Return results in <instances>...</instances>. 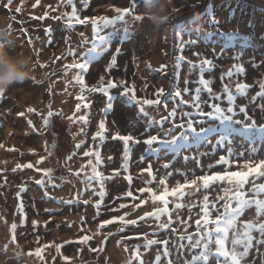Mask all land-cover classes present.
Masks as SVG:
<instances>
[{
	"label": "rangeland",
	"instance_id": "374dc122",
	"mask_svg": "<svg viewBox=\"0 0 264 264\" xmlns=\"http://www.w3.org/2000/svg\"><path fill=\"white\" fill-rule=\"evenodd\" d=\"M25 1L32 4L35 0H13L10 9H5L3 6L7 0L0 2V63L14 62L20 68L30 70L32 77L22 84L11 85L6 91H3V96L0 97V150H3L0 152V156L8 162L0 167V264H82L90 259L94 260L91 264H141V261H132L130 256L122 260L121 263L114 262L111 259L115 258L114 251L109 249L113 245V239L117 242L118 247L121 242L122 245L128 247L130 252L137 247L144 264H149L150 261H154L158 246L153 245L145 249L146 240L140 234L153 230L149 227L154 224L151 218L147 221H138L137 225L127 227H123L119 221H113L103 227L98 226L103 220L123 215L132 209L136 214L128 219H136L145 211H152L153 204L150 194L140 193L138 189L152 187L159 194L162 191L159 178L166 172L180 169L191 177L192 173L202 175L206 171H222L223 166H215L210 170L207 166L214 164L215 159L223 153L217 151L214 155L202 157V164L205 167L201 169L195 161L183 159L184 155L191 153L174 156L171 153L166 154L164 151H160L158 157L147 153L145 154L146 159L140 162L139 158L144 153L145 146L130 144L133 150L129 157L128 171L125 172L121 169V165L124 163L123 142L112 137L117 133L121 135L131 133L142 140L144 137L139 136V133L143 132L146 118L138 112V107L135 104L129 103L127 97L119 95L116 90H112L113 101L112 107L109 109L107 108V97L102 92L92 91V89L100 87L101 77H104V82L108 79L124 80L129 86L135 85L139 96L155 98L154 93L158 87H163L166 91L174 90V85L180 88L184 87L186 77L196 80L198 71H193L190 74L186 62L181 64L179 70L175 66V57L180 54L177 47V24H188L193 31L191 39L194 40L197 39L196 26L201 30L200 39L195 45L187 46L183 55L195 60L197 58L193 57L191 52H196L198 49L197 51L201 52L202 56L213 60L215 68L211 70L210 74L213 78L214 91H220L221 72H226L233 64L244 62L248 66H253L260 73V77L264 78V49L258 46V48H254L250 45L256 43L254 41L263 45L261 40L264 38L261 39L259 35H264V0H75L81 18L93 15L111 17L115 15L114 7L134 9L133 14L126 16L122 21L111 25L101 23L99 34L107 37V40L96 39L93 36L90 23L77 24L67 28L63 20H53L52 16L71 12V6L61 3V0H41L36 8L25 5ZM232 1L244 6V16L237 17L240 22L246 17L256 21L253 32L246 29V32L251 33L253 38L245 37L247 44L242 61L232 59L239 47L229 45L227 50L222 55L220 54L225 37L220 38L219 45L215 43L216 41H211L204 47L202 45L203 35L210 32L206 28V24L210 26L206 20L215 15L221 5L228 2L233 3ZM85 2H87L86 8L84 7ZM204 4L206 10L203 8ZM173 6L177 7L176 9L179 11L174 12ZM17 7L22 9L21 12L15 11ZM45 11L49 12V16L43 20L35 18L42 16ZM186 13H189L190 18ZM133 15H141L143 19L134 20ZM165 17L168 19L165 20ZM192 17L194 21H190ZM217 21L220 22L219 19ZM49 26L53 30L50 44L45 31ZM22 29L26 32L22 33ZM220 31L232 30L230 26L223 25ZM240 31L245 32L243 29ZM81 32L85 33L84 42H81L82 38L79 35ZM29 38H31V43L28 42ZM184 39H189L187 33L184 34ZM68 40L71 41V46L76 48L75 57L64 52V47H69L66 42ZM117 48L120 49L117 62L109 68L111 57L116 54ZM213 50L215 51L213 52ZM249 55L252 58L254 55L256 57L249 61ZM57 56L62 58L55 60ZM67 58L68 60L64 61ZM73 59L81 63L88 62V69L84 73L85 85L83 88L70 75V72L72 74V71L76 69H68L66 72L64 70L63 65L71 63ZM162 64L168 65L167 74L158 71ZM246 73L247 69L238 77L234 75L230 82L225 80L233 87L238 81L253 85L247 96L237 94L238 104L246 103L252 95L260 91L259 82L264 80L258 78L259 81L255 79L254 75ZM207 76L208 72H206V78ZM145 83L149 85L147 89L144 88ZM50 85L52 94L48 91ZM189 87H195V85L190 84ZM25 93H28L29 96L24 97L22 94ZM78 95H83L85 100L78 101ZM50 101L51 110L62 111L65 115L51 118V124L45 127L43 117L49 110ZM262 102L264 101L259 99L256 101L257 104ZM76 103H87L89 107H82L77 112L75 110ZM29 107L35 111L28 112ZM145 107L149 114L155 115L157 119L163 112V109L157 110L154 106ZM18 112H24L25 116L19 117ZM73 113H75L74 122L67 119ZM250 114H254L258 123H264V118L258 109H253L250 106ZM79 116H87L88 121H80ZM29 118L35 129L39 130L38 132L28 124ZM100 118H105L107 121L106 139L102 144L99 139L96 141L92 139L98 130L97 123ZM81 128L85 129L84 134L80 133ZM80 141L84 142L82 147L75 149L74 145ZM240 143L241 141L237 138V152L242 150L239 147ZM257 146L259 147V145ZM244 147L247 148L248 145L245 143ZM89 148L100 150L102 158L99 165L100 172L105 177L112 176V179H106L104 182L106 194L103 198L99 195L93 197L90 188L86 194L81 195L80 203H64L63 201L71 199L79 190L77 182L89 176L90 170L87 166H84L81 176L75 175V171L80 165L87 162L83 152ZM192 151L195 152L196 149ZM199 151L210 153L212 149L205 145ZM73 152L75 153L74 158L68 160L66 163L68 165H65L64 158L66 159ZM41 156H44L45 160L38 166L54 169L53 181L57 185L56 187L47 182L45 185H37L35 180L40 179L42 173H39L40 176L36 175L34 168H17L18 164L25 165L29 162L35 164ZM260 157H264V149H261L256 159L258 160ZM149 161H152L156 179L151 183H144L150 178L147 173L142 174L141 169L146 167ZM168 161L173 162L172 166L164 169L162 165ZM238 163L242 166L243 159ZM67 167L73 169L72 174L66 172ZM14 169L16 170L13 171ZM117 169H120L119 175L114 176L113 173ZM230 170L244 171L247 169L237 168L234 164ZM62 173H64L63 176ZM129 174L133 176L131 185L124 179V176ZM45 179L47 181V178ZM71 181H75V183H71ZM176 181L182 182L183 177L174 174L167 180L166 185L172 188ZM257 182L264 181L258 180ZM198 183V187L189 185L183 189V201L180 194L168 196L173 220H176L177 216L185 220L190 218L193 227L189 231L195 230L194 222L200 218L198 214L205 202L209 205L212 218L218 214L217 210L223 211L222 205L225 202L231 203L233 206L235 203L230 199L233 196L234 186L228 185L226 181H210L207 190L204 189L203 182ZM21 186H24L23 189ZM246 187H250V185ZM224 188H228L227 193L222 190ZM129 190L133 192L135 199L123 196V193ZM17 193L20 195L18 196ZM205 197H207V201H205ZM220 197H225V199L221 200ZM59 198H63V201ZM258 198H264V193H261ZM85 199H91L92 202H95L96 199L103 200L99 215H97L95 207L83 204L82 201ZM140 199H144L146 203L140 205L139 208H134L133 205L139 204ZM176 203L182 205L178 211H174L173 205ZM21 204L23 205L22 210L19 208ZM121 204L126 207L121 209ZM213 205L215 208L212 207ZM46 209L53 211L47 212ZM254 214L255 206H249L244 215L239 217V221L255 219ZM71 217L73 218L70 219ZM81 217L84 218L83 222ZM33 221L37 222V226L34 227ZM6 225L11 231L10 234L5 231ZM88 226L99 228L100 240H97L94 233L93 235L88 232ZM173 227L179 228L180 225L174 224ZM82 229H85L88 234L81 231ZM85 235L91 239L81 243V237ZM166 236L175 238L174 234L167 231L163 232L159 238L163 239ZM151 238L148 236V239ZM52 242L58 245L59 251L64 255L63 259L46 257L40 260L35 258V250ZM169 248L172 249L171 244ZM103 251H109L108 259L104 257ZM172 251L173 258L176 259L175 250L172 249ZM261 252L264 253V248H261ZM252 256L256 257L255 264L261 263V258L254 251ZM251 258L249 257V259ZM228 264H231L230 258Z\"/></svg>",
	"mask_w": 264,
	"mask_h": 264
},
{
	"label": "snow or ice",
	"instance_id": "6c2138e0",
	"mask_svg": "<svg viewBox=\"0 0 264 264\" xmlns=\"http://www.w3.org/2000/svg\"><path fill=\"white\" fill-rule=\"evenodd\" d=\"M2 2V0H0ZM13 0H7L3 6L5 9H10ZM41 0H35V4L39 5ZM61 3L71 6L70 13H62L59 16H52L53 20L65 22L67 28L73 27V25H86L91 24L93 36L98 40H107V37L99 34L101 29V23L103 25H111L117 21H122L126 16L133 14L134 9L131 7H114V16L107 15H93L84 16L81 18L79 10L77 9L75 0H61ZM50 7V6H49ZM84 7H87L85 2ZM21 8L17 7L15 11L21 12ZM55 11V9H53ZM176 9L174 12H178ZM234 14V13H233ZM49 16V12L45 11L42 16L35 17L36 19L43 20ZM134 20H142L141 15H133ZM165 20L168 17L164 18ZM212 27V31L203 35L205 41L211 37L219 34L225 37V43L221 45V55L227 50L229 45H232L234 41H241L239 50L232 57L234 60L242 61L243 52L247 39L242 37L236 32H222L216 25L218 21L214 15L206 20ZM48 35V43L52 42V27L49 26L46 30ZM200 29L196 30L197 39H191L193 34L192 29L188 24L176 25L177 47L179 49V55L175 57L176 68L179 70L181 64L186 62L188 65L189 73L198 71V78L191 80L185 78L184 87L173 86L174 90L169 89L166 91L163 87H158L155 90V98L141 97L137 94L135 85L129 86L124 80L108 79L104 82V77H101V86L93 88L92 91L102 92L107 97V108L112 107V90H116L121 96L127 97L129 103H133L138 107V112L143 114L146 118V125L143 132L139 133V136L144 137L142 140L138 136H133L131 133L121 135L117 133L112 138L123 142V160L121 169L125 172L129 168V157L132 152L130 144L145 146L144 153L140 155V162L146 159L147 153H151L158 157L160 151H164L166 154L171 153L174 156H178L181 153H191L190 155H184L185 161L193 160L196 165L203 169L205 166L202 164V157L206 155H214L217 151H221L223 154L219 155L215 159L214 164H209L207 168L210 170L215 166H223L222 171H206L202 175L188 174L180 169H175L173 172H166L165 175L159 178V185L164 186L163 190L157 194L152 187H141L138 189L140 193L150 194V198L153 204L152 211H145L143 215L138 216L136 219H128L129 213H124L120 216H114L111 219L103 220L99 227L108 225L113 221L121 222L123 227L129 225H137L138 221H147L151 218L154 224L149 225L153 230L151 232H144L140 235L146 240L144 245L145 249L150 248L153 245H157V251L154 261H150L149 264H228L230 258L231 264H255V256H252L253 251L257 256L261 258V264H264V253L261 252V248H264V198H258L261 193H264V182L258 183V180L264 181V157L256 159L261 149H264V123H258L254 114H250V106L253 109H258L264 118V102L257 104L259 99L264 101V80L259 82L260 91H257L255 95H252L246 103H237L238 95L247 96L248 91L253 87L248 83L236 82L234 87L231 83L232 77L239 76L244 73L243 63L233 64L226 72H221L220 91H214L213 78L211 77V70L215 68V64L212 59H208L206 56H202L199 51L193 52L192 56L197 59H189L183 55L184 50L189 45H195L200 39ZM26 30L22 29V33ZM189 35V39H184V34ZM81 42L85 40V33L81 32ZM31 43V38L28 40ZM69 45L68 55L75 57L76 48L71 46V41H66ZM215 50H213L214 52ZM120 49H116V54L111 57L109 68L115 65L117 62V55ZM62 57L57 56L55 60H60ZM54 62V61H53ZM43 67V65H41ZM65 72L68 69H76L77 75L75 80L81 85V88L85 85L84 73L88 69V62H79L73 59L71 63L63 65ZM168 65L162 64L158 71L167 74ZM206 72L208 76L206 78ZM178 77V72H177ZM225 80L229 82H225ZM190 84L195 87H189ZM148 84H144V88H148ZM122 89V91H121ZM49 93L52 94V86H49ZM67 89L65 88V92ZM3 96V91H0V97ZM206 96V98H205ZM187 97V98H185ZM77 100L83 102L85 97L78 95ZM145 106H154L157 110L163 109V112L159 114V119L155 115H150ZM88 108L87 103H76L75 110L78 112L81 108ZM28 112H34L35 109L29 108ZM19 117L25 116L24 112H18ZM65 114L62 111L51 110V101L49 102V110L43 117V124L45 127L51 124V118L55 116L63 117ZM242 117V118H238ZM69 121L75 120V113L72 116H68ZM79 120L83 122L88 121L87 116H79ZM28 124L35 129L32 121L29 120ZM167 125V127H165ZM106 127L105 121L101 119L98 124V130L94 133L92 139L96 141L99 139L102 144L106 139L105 136ZM80 133L84 134L85 129L81 128ZM213 138H215L213 140ZM239 138L241 143L239 147L241 151H236V140ZM83 141L74 145L75 149H80L83 145ZM248 147L245 148L244 144ZM205 145L210 146L212 151L201 152L199 149ZM259 145V147L257 146ZM196 149L195 152L192 150ZM49 155H51L49 153ZM75 153H71L66 159L72 160ZM84 157H95V163L92 159L88 160V166L91 167L93 175L87 176L81 182L84 184V188L77 190L75 195L67 200L63 201V198H59L64 203L73 204L80 203V197L82 194H86L91 188L93 197L97 195L96 189L93 184L99 183L100 190L98 192L99 197L103 198L106 194L104 182L106 179H112V176L105 177V175L97 170V166L101 163V154L98 149H87L83 152ZM111 159V157H109ZM243 159V165L241 166L238 161ZM45 160L44 156H41L35 164L29 162L25 165H17V168H34L36 172L42 173L41 178L35 180L37 185L52 184L56 187L53 181L52 168H41L38 165ZM172 161L165 162L162 167L168 169L172 166ZM236 165L237 168H246V171L236 170L232 171L231 166ZM14 169L13 171H15ZM120 169H117L113 175H119ZM68 174L73 173L71 167L66 168ZM84 172V165L75 171L76 176H81ZM141 173H147L149 176L148 181L144 183H151L156 179L154 176V169L152 161H149L147 166L141 169ZM174 174H179L183 177V181H176L175 186L169 188L166 186L167 180ZM64 173H62V176ZM47 178V181L46 179ZM124 179L129 182L133 181L132 175L124 176ZM210 181H226L228 185H233V196L230 197L234 200V206L231 203L225 202L222 207L223 211L217 210L214 218L209 209L207 202L204 203L201 208V212L198 214L200 218H197L194 222V231H189L193 227L188 220L177 216L176 220H173V213L169 208L168 196H176L178 193L182 196L183 189L186 186H199L198 182H203L205 190L209 187ZM250 185V187H246ZM22 189L24 186H21ZM225 193L228 192V188L222 189ZM19 196L20 194L17 193ZM124 197H133L131 190L123 193ZM51 199H58L56 197H50ZM119 198V197H118ZM135 199V197H133ZM224 200L225 197H220ZM207 201V197H205ZM84 205L91 203V199H85L82 201ZM159 202V203H157ZM102 199H96L94 207L99 215V209L103 205ZM144 199H140L139 204L133 205L134 208H139L140 205L145 204ZM255 206V219H248L239 221L238 217L241 216L249 206ZM23 205H19L22 210ZM126 205L121 204L120 208H125ZM182 207L181 204L176 203L175 209L179 210ZM215 208V205L212 206ZM47 212L53 211L52 209H46ZM84 218L81 217L83 222ZM174 224H179L180 227H173ZM34 227L37 226V222L33 221ZM214 225V227H212ZM170 232L175 235L166 236L160 239L159 236L163 232ZM151 236V239H148ZM91 237L85 235L81 237L80 242L84 243L89 241ZM186 241V242H185ZM172 245V249L175 250L176 259L173 258V251L169 248ZM249 257H252L249 259ZM137 258L140 259L137 254ZM141 264L144 261L141 259Z\"/></svg>",
	"mask_w": 264,
	"mask_h": 264
},
{
	"label": "bare ground",
	"instance_id": "6f19581e",
	"mask_svg": "<svg viewBox=\"0 0 264 264\" xmlns=\"http://www.w3.org/2000/svg\"><path fill=\"white\" fill-rule=\"evenodd\" d=\"M233 3H225V4H223V5H221L220 7H219V9H218V11L215 13V15H214V17H215V19L217 20V19H219L220 20V22H219V24H218V26L221 28V27H223V25H225L226 27H231V30L232 31H228V32H236V33H238V34H240L242 37H251V38H253L252 37V34L251 33H247L246 32V29H249L251 32H253V29H254V24L256 23V21L253 19H251V18H245V20H243V21H239L238 19H237V17L239 18V17H242V16H244V6L243 5H241L240 3H235L234 1H232ZM25 3V5H27V6H29V7H33V5L35 4V1L32 3V4H29L28 2H24ZM165 4V3H164ZM37 7V5L35 6V7H33V8H36ZM177 7H175V6H173V9L175 10ZM203 8L206 10V5L204 4L203 5ZM72 10V9H71ZM70 10V11H71ZM234 13V14H233ZM189 13H186V15H187V17L188 18H190V15H188ZM187 18V19H188ZM196 20V19H195ZM190 21H194V19H193V17L191 18V20ZM189 21V22H190ZM204 22V21H203ZM244 24V25H243ZM241 25V26H240ZM247 26H249V27H247ZM217 27V26H216ZM218 27V28H219ZM162 28H164V27H162ZM206 28L209 30V31H212L213 29H212V27L211 26H208L207 24H206ZM220 28H219V30H220ZM196 30L198 29V26H196V28H195ZM240 29H243V30H245V32H241L240 31ZM222 36H220L219 34H217V35H215V36H213V37H211L209 40H207V41H205L204 40V42H203V47L207 44V43H211V41H216L215 43L217 44V45H219L220 43V38H221ZM259 37L262 39V38H264V35H259ZM258 40V39H257ZM239 42H241V41H239ZM238 41H235V44H236V48H238L239 47V45H240V43H239ZM254 42H256V43H254V44H250V45H252L254 48H258V47H262L263 49H264V40H261V43L263 44V45H260L259 43H258V41H254ZM239 44V45H238ZM208 45V44H207ZM258 46V47H257ZM198 50V49H197ZM196 50V51H197ZM64 52L65 53H68V48H66V47H64ZM191 53H193V52H191ZM256 56L254 55L253 56V58H255ZM252 56L251 55H249V58H248V60L249 61H251L252 59ZM68 60V58L66 59V60H64V61H67ZM70 62V61H69ZM243 65H244V69H247V73L246 74H248V75H254L255 76V79H257V80H259L258 78H263V77H260V73L258 72V70H255L256 68H254L253 66H248L247 64H245L244 62H243ZM70 75H72L73 77H74V79H75V76L77 75V70H73L72 71V74H71V72H70ZM72 76H71V78H72ZM245 77V76H244ZM264 79V78H263ZM260 81V80H259ZM65 82V81H64ZM24 97H28L29 95H28V93H25V94H22ZM30 108V107H29ZM101 119H103L104 121H105V127L107 126V121H106V119L105 118H100L99 119V121L101 120ZM29 120H30V118H29ZM99 121H98V123H97V125L99 124ZM89 149H92V148H89ZM95 149V148H94ZM99 150V149H98ZM1 151H3L2 149L0 150V152ZM100 151V150H99ZM89 159H92L93 160V163H95V157L93 156V157H87L86 158V161L88 162V160ZM37 161V160H36ZM64 164L65 165H68V164H66V163H68V160L67 159H65L64 158ZM84 163V166H87V167H89L88 166V163ZM5 164H8V162H7V160H5V159H3V157L2 156H0V167L2 166V165H5ZM89 176L90 175H93V173H92V171H91V167H89ZM97 170L98 171H100V166L98 165L97 166ZM244 171H246V170H244ZM36 175H38V176H40V174L38 173V172H34ZM82 180H80L79 182H77L78 183V186H79V190L80 189H83L84 188V184L81 182ZM71 183H75V181H71ZM77 186V187H78ZM167 186V185H166ZM95 189H96V191H97V195H98V192H99V190H100V186H99V183L97 182V183H95L94 184V186H93ZM104 187H105V185H104ZM163 187L164 186H162V190H163ZM168 187V186H167ZM169 188V187H168ZM91 190V189H90ZM92 191V190H91ZM169 191H171V188H169ZM96 195V196H97ZM177 195H179V193L177 194ZM168 198V200L170 199L169 197H167ZM181 200L183 201V195H182V198H181ZM90 205H92L93 207H94V204H95V202H92L91 201V203H89ZM169 204H170V202H169ZM174 206V211H178L177 209H175V205H173ZM53 207V206H52ZM94 211L96 212V210L94 209ZM127 213H129L130 215L127 217V218H130L131 216H133L134 214H136L134 211H133V209L132 210H130L129 212H127ZM73 217H71L70 219H72ZM72 223H74V222H72ZM121 223V222H120ZM99 227V226H98ZM97 226H88V232H90L91 234H95V236H97V240H100V235H101V233H100V231H99V228H98ZM5 231L7 232V233H11V231L8 229V225H6V227H5ZM81 231H83V232H85V233H87L86 231H85V229H82ZM88 234V233H87ZM93 234V235H94ZM140 248V247H139ZM110 249V251H114V255H115V258H111V259H113V261L114 262H118V263H121V261L122 260H124L126 257H129L130 256V258L132 259V261H134V262H139V261H141V259H142V256H141V253H140V251H139V249L136 247V248H134L133 249V251L132 252H130L129 250H128V247L126 246V245H122V243L120 242V246L118 247L117 246V242L113 239V245L109 248ZM117 249V250H116ZM35 252V258H37V259H40V260H43V259H45L46 257H49V259H56V258H60V259H63L64 258V255L59 251V247H58V245L57 244H55L54 242H52V243H49V244H46V245H44L41 249H37V250H35L34 251ZM103 254H104V257L106 258V259H108L109 258V256H110V253H109V251H103ZM137 254L139 255V257H140V259H138L137 258ZM94 260L93 259H90L88 262L86 261V262H83L82 264H91V262H93Z\"/></svg>",
	"mask_w": 264,
	"mask_h": 264
},
{
	"label": "clouds",
	"instance_id": "9594fccd",
	"mask_svg": "<svg viewBox=\"0 0 264 264\" xmlns=\"http://www.w3.org/2000/svg\"><path fill=\"white\" fill-rule=\"evenodd\" d=\"M31 71L22 69L14 62L0 63V91L13 84H22L31 79Z\"/></svg>",
	"mask_w": 264,
	"mask_h": 264
}]
</instances>
